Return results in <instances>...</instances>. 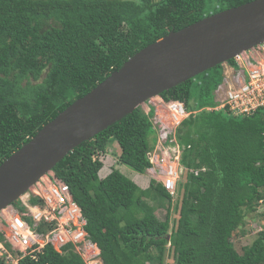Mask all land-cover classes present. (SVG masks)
Listing matches in <instances>:
<instances>
[{
    "label": "trees",
    "instance_id": "obj_1",
    "mask_svg": "<svg viewBox=\"0 0 264 264\" xmlns=\"http://www.w3.org/2000/svg\"><path fill=\"white\" fill-rule=\"evenodd\" d=\"M252 1L0 0V165L146 46ZM228 65L236 66L233 59ZM224 79L219 65L160 96L191 112L175 132L184 181L171 233L168 216L159 220L147 201L165 200L170 210L174 197L160 183L152 180L140 190L117 169L100 176L111 139L120 148V164L139 174L152 167L153 108L136 109L53 169L81 209L102 264H163L167 243L172 264H264V229L242 253L232 241L264 195V111L236 118L207 110L217 106L214 93ZM13 206L24 210L20 201ZM66 249L61 254L47 245L18 264H86L72 245ZM10 263L0 255V264Z\"/></svg>",
    "mask_w": 264,
    "mask_h": 264
},
{
    "label": "water",
    "instance_id": "obj_2",
    "mask_svg": "<svg viewBox=\"0 0 264 264\" xmlns=\"http://www.w3.org/2000/svg\"><path fill=\"white\" fill-rule=\"evenodd\" d=\"M264 43V0L212 14L146 46L0 165V213L83 142L166 91Z\"/></svg>",
    "mask_w": 264,
    "mask_h": 264
},
{
    "label": "built area",
    "instance_id": "obj_3",
    "mask_svg": "<svg viewBox=\"0 0 264 264\" xmlns=\"http://www.w3.org/2000/svg\"><path fill=\"white\" fill-rule=\"evenodd\" d=\"M233 60L236 66L228 67L232 79L227 78L225 70L223 84L214 93L217 106L206 109L224 111L236 118L251 117L259 110L264 111V43L237 55ZM216 93H219V98ZM158 98L168 108L177 127L191 114L184 103L179 101L166 103L162 98ZM162 138L165 144L175 145L174 155L169 158V164L171 162L173 165L171 168L169 166V170L155 169V165L160 160L156 145L148 155L152 165L148 170L151 171L149 177L160 183L174 197L180 183L178 169L181 166L183 149L176 142L175 134L174 138H169L168 134L163 135ZM159 151L165 154L164 151ZM167 154L170 156V153ZM174 169L177 170L176 173L173 172ZM194 172L199 173V171ZM38 184L36 192L29 195L27 202L22 204L23 211L14 209V215L10 220H0V226L4 222L7 227L3 226V228L9 230V234H6L1 230L2 228L0 229L4 239L9 235L8 242L0 241V248L7 251L1 255L6 258L12 255L6 249L5 242H14L13 251L20 260L27 255L35 258L47 245L65 254L66 246L72 245L73 248H78L77 246L88 240L85 231L86 220L81 209L74 202L67 185L58 179L54 172L48 173ZM31 197H37L42 202L33 205L30 202ZM257 211L259 218L264 220V195L258 201Z\"/></svg>",
    "mask_w": 264,
    "mask_h": 264
},
{
    "label": "rangeland",
    "instance_id": "obj_4",
    "mask_svg": "<svg viewBox=\"0 0 264 264\" xmlns=\"http://www.w3.org/2000/svg\"><path fill=\"white\" fill-rule=\"evenodd\" d=\"M228 67H229L228 64L224 65L227 78H230L229 80H231L232 75L229 73ZM216 95L219 98V93H216ZM141 108L144 110L145 113H148L150 111V108L154 109V117L152 118V123L155 127L157 140H158L157 141L158 144H156L157 145L156 146L157 147L156 152L158 151L157 154H159V158H160L158 163L155 165V169L156 170H160V169L169 170V166L171 168V166L173 165V163H171V162L169 164V158L173 157V155H174L173 151H175L174 150L175 145H171V144L169 145L168 143L165 144L166 142L163 141L162 136L165 134H168L169 138H174V134H175L177 126H175L174 120L172 119V117L168 111V108L166 107V105L164 103H162L159 100V98H151L150 100L147 101L146 104H143L141 106ZM159 150L164 151L165 154L164 155L161 154V151H159ZM156 152L154 151V153H156ZM120 153H121V151H120V148H119L117 142L114 141L113 139H111L109 141V144L107 147V152L104 155H102V157H101L102 160L106 161V164L104 165L103 170H101L100 176L105 177L113 169H117L123 175H125L126 177H128L129 179L134 181L139 186L140 190L148 188L150 185V182L152 181L151 178L149 177V175L151 176V171L146 172L144 174H139V173L133 171L132 169H130L129 167L120 164L119 163ZM167 153H170V156ZM175 171H177V170L174 169L173 172L176 173ZM178 174L180 176L179 182L180 181L183 182L184 181V168L182 165L178 169ZM44 177L41 178L40 181H42V179H44ZM38 183L34 187L30 188L28 194H26L25 196H23L19 200L22 204L27 202L29 195L36 192V190L38 189V185H39ZM178 188H179V186H178ZM177 198H178V192L174 196V199L172 200L171 207H170L169 211H168V202H166L165 200H159V199H156L154 201L147 200L148 203L151 206H153V208L155 209V215L157 216V218L159 220L164 221L168 216L169 224H170V226H169L170 227V233L172 230L176 229L177 221L179 219V206H180V204H179V200ZM14 209H17V208L14 206H10V207L5 208L0 213V220H10V217L14 215V213H13ZM258 214L259 213L257 212V213H254L253 215L247 216L245 218V223L242 226V228L240 229V231L235 232L233 237H232V241L235 244L236 249L240 253H242V248L250 245L256 239L257 233L260 230L264 229V220L262 218H259ZM1 224H2V226H0V229L2 228L1 230H3L4 233L9 234V230L6 228H3V226L7 227V225L4 222H2ZM7 236L9 237V235H7ZM8 237L5 238V240H7V242H8ZM168 238H169V235H168L167 239ZM8 244L11 246V251H12L14 242L11 241ZM77 247L78 248H74V250L77 253L81 254V256L83 257V259L86 261L87 264H102L101 259L99 257V250L90 241L85 240V242H83L81 245H79ZM169 247H170V245H169V243H167L163 264H172L173 263V253ZM6 249H7V247H6ZM11 251H9V252L11 253ZM3 252H7V251L0 248V255ZM11 255H12L11 257H7V258L5 256L7 261L8 262L13 261L12 264H18L19 257H17L13 253H11Z\"/></svg>",
    "mask_w": 264,
    "mask_h": 264
},
{
    "label": "clouds",
    "instance_id": "obj_5",
    "mask_svg": "<svg viewBox=\"0 0 264 264\" xmlns=\"http://www.w3.org/2000/svg\"><path fill=\"white\" fill-rule=\"evenodd\" d=\"M149 170V169H148ZM148 170H147V172H148Z\"/></svg>",
    "mask_w": 264,
    "mask_h": 264
}]
</instances>
